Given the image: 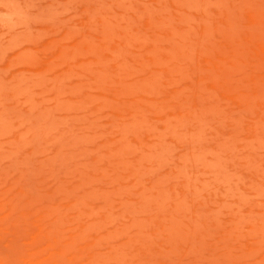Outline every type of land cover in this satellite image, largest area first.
<instances>
[{"label":"rangeland","instance_id":"obj_1","mask_svg":"<svg viewBox=\"0 0 264 264\" xmlns=\"http://www.w3.org/2000/svg\"><path fill=\"white\" fill-rule=\"evenodd\" d=\"M0 264H264V0H0Z\"/></svg>","mask_w":264,"mask_h":264}]
</instances>
